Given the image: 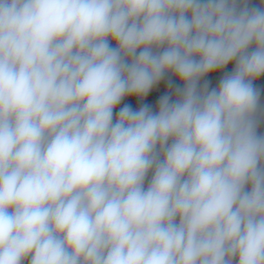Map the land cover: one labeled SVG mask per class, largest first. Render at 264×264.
I'll list each match as a JSON object with an SVG mask.
<instances>
[{
    "label": "clouds",
    "instance_id": "obj_1",
    "mask_svg": "<svg viewBox=\"0 0 264 264\" xmlns=\"http://www.w3.org/2000/svg\"><path fill=\"white\" fill-rule=\"evenodd\" d=\"M261 76L247 0H0V264H264Z\"/></svg>",
    "mask_w": 264,
    "mask_h": 264
},
{
    "label": "built area",
    "instance_id": "obj_2",
    "mask_svg": "<svg viewBox=\"0 0 264 264\" xmlns=\"http://www.w3.org/2000/svg\"><path fill=\"white\" fill-rule=\"evenodd\" d=\"M171 80L173 85H177L182 87V82L179 81L174 75L171 73H167L165 77L161 80V82L156 85L149 94L144 98H137V97H126L120 105L114 110V119L115 113L119 111V108L122 107L124 104H130L134 110H138L143 104H149L152 106L153 111L157 110L159 98L163 95H170L172 99L175 100L174 89L168 86V81ZM260 101L261 104L264 105V95L260 94ZM259 132L264 134V123L260 125ZM30 257L26 258L23 261V264H30Z\"/></svg>",
    "mask_w": 264,
    "mask_h": 264
},
{
    "label": "crops",
    "instance_id": "obj_3",
    "mask_svg": "<svg viewBox=\"0 0 264 264\" xmlns=\"http://www.w3.org/2000/svg\"><path fill=\"white\" fill-rule=\"evenodd\" d=\"M262 6H264V0H262L261 3ZM111 46L115 47L116 44L114 41H110ZM254 47V46H253ZM251 50V49H250ZM235 67V62H230L225 68L219 69L216 71H213L209 73L206 77L203 78V80L210 81L209 88H217L219 85L220 79L226 74L231 73ZM203 80L201 81V84H203ZM254 86L260 90V94L264 95V76L260 77L258 80L254 81ZM152 177V171L148 173V176L145 180V188L150 182ZM233 264H237V260L234 259Z\"/></svg>",
    "mask_w": 264,
    "mask_h": 264
},
{
    "label": "water",
    "instance_id": "obj_4",
    "mask_svg": "<svg viewBox=\"0 0 264 264\" xmlns=\"http://www.w3.org/2000/svg\"><path fill=\"white\" fill-rule=\"evenodd\" d=\"M247 3L249 7H264L261 5L262 0H247Z\"/></svg>",
    "mask_w": 264,
    "mask_h": 264
}]
</instances>
